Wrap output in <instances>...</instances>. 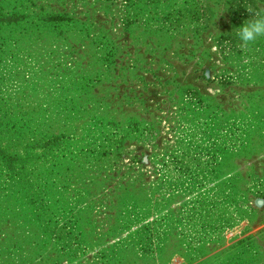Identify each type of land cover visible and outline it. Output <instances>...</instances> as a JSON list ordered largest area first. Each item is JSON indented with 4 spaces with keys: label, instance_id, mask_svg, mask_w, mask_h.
I'll return each mask as SVG.
<instances>
[{
    "label": "rangeland",
    "instance_id": "rangeland-1",
    "mask_svg": "<svg viewBox=\"0 0 264 264\" xmlns=\"http://www.w3.org/2000/svg\"><path fill=\"white\" fill-rule=\"evenodd\" d=\"M0 264H264V0H0Z\"/></svg>",
    "mask_w": 264,
    "mask_h": 264
}]
</instances>
